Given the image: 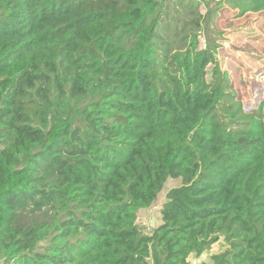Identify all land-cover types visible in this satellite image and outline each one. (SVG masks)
Listing matches in <instances>:
<instances>
[{"label": "trees", "instance_id": "1", "mask_svg": "<svg viewBox=\"0 0 264 264\" xmlns=\"http://www.w3.org/2000/svg\"><path fill=\"white\" fill-rule=\"evenodd\" d=\"M225 7L264 33V0H0L2 264H191L219 238L199 264H264V81L245 106L200 38Z\"/></svg>", "mask_w": 264, "mask_h": 264}, {"label": "rangeland", "instance_id": "2", "mask_svg": "<svg viewBox=\"0 0 264 264\" xmlns=\"http://www.w3.org/2000/svg\"><path fill=\"white\" fill-rule=\"evenodd\" d=\"M239 10L229 7L221 9L213 24H208L209 33L200 35L201 42L209 34L216 43L218 59L231 77L234 86L245 106L255 102L261 95V88L264 81V33L262 32L259 19L254 14H238ZM211 24V25H210ZM257 83L259 87L253 88ZM179 179L169 178L152 205L137 213L136 223L142 225L143 232L148 234L160 222V209L166 201V190L179 185ZM226 245L222 238H219L209 250L200 256L193 253L188 260L191 264L210 261V254L221 252ZM0 264L2 261L0 260Z\"/></svg>", "mask_w": 264, "mask_h": 264}]
</instances>
